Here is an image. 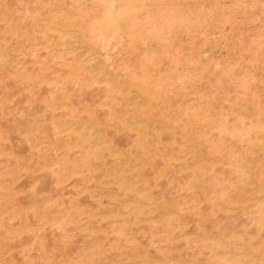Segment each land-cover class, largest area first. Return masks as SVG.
<instances>
[{
    "label": "rangeland",
    "instance_id": "1",
    "mask_svg": "<svg viewBox=\"0 0 264 264\" xmlns=\"http://www.w3.org/2000/svg\"><path fill=\"white\" fill-rule=\"evenodd\" d=\"M0 264H264V0H0Z\"/></svg>",
    "mask_w": 264,
    "mask_h": 264
}]
</instances>
